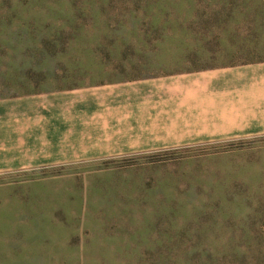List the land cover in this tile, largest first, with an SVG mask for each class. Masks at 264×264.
Masks as SVG:
<instances>
[{
	"label": "rangeland",
	"instance_id": "rangeland-1",
	"mask_svg": "<svg viewBox=\"0 0 264 264\" xmlns=\"http://www.w3.org/2000/svg\"><path fill=\"white\" fill-rule=\"evenodd\" d=\"M251 61L264 0H0L2 93ZM0 264H264V131L0 175Z\"/></svg>",
	"mask_w": 264,
	"mask_h": 264
},
{
	"label": "crops",
	"instance_id": "crops-1",
	"mask_svg": "<svg viewBox=\"0 0 264 264\" xmlns=\"http://www.w3.org/2000/svg\"><path fill=\"white\" fill-rule=\"evenodd\" d=\"M263 131L264 61L62 89L0 91V175Z\"/></svg>",
	"mask_w": 264,
	"mask_h": 264
}]
</instances>
